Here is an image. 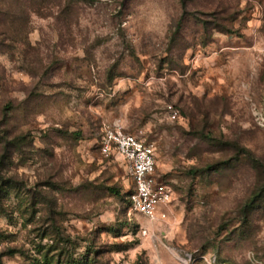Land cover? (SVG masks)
Wrapping results in <instances>:
<instances>
[{
  "label": "rangeland",
  "instance_id": "obj_1",
  "mask_svg": "<svg viewBox=\"0 0 264 264\" xmlns=\"http://www.w3.org/2000/svg\"><path fill=\"white\" fill-rule=\"evenodd\" d=\"M156 151L150 221L104 123ZM5 264H264V0H0Z\"/></svg>",
  "mask_w": 264,
  "mask_h": 264
},
{
  "label": "built area",
  "instance_id": "obj_2",
  "mask_svg": "<svg viewBox=\"0 0 264 264\" xmlns=\"http://www.w3.org/2000/svg\"><path fill=\"white\" fill-rule=\"evenodd\" d=\"M98 146L104 156L116 153L128 161V169L134 181V189L129 194L132 208L150 221L165 220L174 191L157 176L154 146L142 135L127 132L119 122L104 123L101 126Z\"/></svg>",
  "mask_w": 264,
  "mask_h": 264
},
{
  "label": "trees",
  "instance_id": "obj_3",
  "mask_svg": "<svg viewBox=\"0 0 264 264\" xmlns=\"http://www.w3.org/2000/svg\"><path fill=\"white\" fill-rule=\"evenodd\" d=\"M132 192V191H131ZM131 192H129V194L131 193ZM129 194H128V197H129ZM130 201V200H129ZM130 204H131V202H130ZM0 264H5L4 262H2V260L0 259Z\"/></svg>",
  "mask_w": 264,
  "mask_h": 264
}]
</instances>
